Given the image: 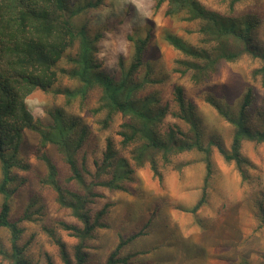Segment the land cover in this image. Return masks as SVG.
<instances>
[{
  "label": "rangeland",
  "instance_id": "rangeland-1",
  "mask_svg": "<svg viewBox=\"0 0 264 264\" xmlns=\"http://www.w3.org/2000/svg\"><path fill=\"white\" fill-rule=\"evenodd\" d=\"M200 1L221 13L252 18L255 21L253 42L259 47L264 46V0H241L234 7L236 14L229 9L227 0ZM66 2L72 10L67 16L75 27L83 26L91 35L99 34L93 58L99 64L98 70L114 79L125 76L134 62V44L128 36H149L144 59L151 69L144 64L130 75L133 82L140 85L136 97L154 99L157 108L168 105L159 124L161 132L172 127L176 137H194L191 124L177 114L179 107L174 87L181 85L186 104L190 102L194 106L193 117L200 141L203 146L211 147L208 157L214 171L207 189V204L192 213L189 208L201 192L205 152L191 150L173 156L174 164L187 162L181 170L158 161L161 180L148 166L138 169L134 181H125L123 189L113 194L108 192L102 200H111L113 204L105 218L107 227L98 228L94 238L87 241V264H102L114 245L132 234L136 236L120 249L118 256H127L134 264H264V227L254 230L258 215L264 213V143L242 141L240 163L245 174L243 178L236 163L225 161L218 150V145L229 149L233 126L209 100L219 102L233 114L237 112L235 102L240 101L246 87H251L256 100L264 106L263 80L254 73L260 67V58L242 53L233 61L218 64L209 78L199 85L190 78L192 70L181 72L184 67L179 62L194 58L166 41V34L173 33L194 47H208L199 30V22H188L179 15L168 16L165 5L155 9V0H101L97 6L93 5L95 0ZM74 51L75 48L65 51L59 67L71 66L66 55H72ZM146 69L149 71L147 75ZM58 77L61 86H82L77 77L62 79L60 73ZM55 87L60 86L56 84ZM98 96L99 89L89 87L87 100L81 104L79 98L67 102L65 95L56 89L35 88L25 97V103L33 117L44 124L52 121L50 112L58 108L65 121L79 119L72 137H77L80 130L87 127L86 137H91V142L85 148L88 153L93 149L95 154H100L106 137H114L116 141L121 139L115 132L123 117L118 113L113 122L103 127L107 110L99 109L102 102ZM253 118H250L249 125L258 127L260 122L263 123L264 114ZM37 143V134L25 129L19 155L30 163V167L20 171L25 182L12 199V214L17 215L26 204L34 201V220L27 223L25 231L33 235L28 254L34 264H47V258L54 264H63L57 245L43 225L53 227L69 248L76 239L57 228V219L70 218L53 204L50 187L45 183L46 167L34 155ZM127 149L122 152L127 153ZM47 151L63 169L64 162L55 147L49 145ZM1 198L0 194V201ZM8 236L7 232L0 235L4 249L10 245Z\"/></svg>",
  "mask_w": 264,
  "mask_h": 264
},
{
  "label": "trees",
  "instance_id": "trees-1",
  "mask_svg": "<svg viewBox=\"0 0 264 264\" xmlns=\"http://www.w3.org/2000/svg\"><path fill=\"white\" fill-rule=\"evenodd\" d=\"M239 1L227 0L234 14V7ZM100 2L95 0L93 5L97 6ZM163 5L166 15H179L188 22L201 24L199 30L208 47H194L176 34H166V41L176 50L194 58L179 61L184 67L181 72L192 70L190 78L193 83L200 85L218 64L233 61L242 53H250L260 58V67L254 73L262 78L264 84V46L259 47L253 42L255 21L252 18L218 12L200 0H155V9ZM70 10L66 0H0V194L3 197L0 201V235L7 232L10 240L8 249L0 244V264H34L27 249L33 235L25 233L27 223L34 220V201L26 204L17 215L12 214V199L25 182L20 171L30 167V163L19 155L25 129L38 136L34 155L46 167L45 183L50 187L53 204L70 218L57 219V228L76 239L69 248L56 235L53 227L42 222L44 230L57 245L63 264H87V241L94 238L98 228L107 227L105 218L113 204L111 200H102L108 192L113 194L123 189L125 181H134L133 177L140 168L148 166L161 180V164L158 161L181 170L187 162L174 164L173 156L191 150L205 152L201 192L189 211L195 213L207 204V189L214 175L208 157L211 147L203 146L200 141L193 117L194 106L190 102L186 104L183 87L178 84L174 87L179 107L177 114L191 124L194 137H176L172 127L167 132H161L159 124L168 105L157 108L154 99L136 97L140 85L133 82L134 78L130 75L144 64L151 69L144 59L149 36H128L134 44V62L125 76L114 79L98 70L99 64L94 61L93 52L99 34L91 35L85 27H75L67 16ZM68 48H75L72 55H66V61L71 66L59 67V61ZM59 73L62 79L77 77L82 86H61ZM148 73L146 69L145 74ZM56 84L60 87H55ZM93 86L99 89L97 99L102 102L99 109L107 110L103 127L113 122L118 113L123 117L115 132L121 139L116 141L114 137H106L100 154H95L93 149L88 153L85 148L91 142V137H86L87 127L82 128L77 137H72L79 119L65 121L63 112L58 108L50 112L52 121L44 124L33 117L25 103V97L35 88H40L44 91L56 89L65 95L67 102L79 98L78 101L83 104L87 100L88 88ZM256 98L252 88L246 87L240 101L235 102L237 112L233 114L219 102L209 99L219 114L233 126L229 149L218 145V150L225 161L236 163L243 178L245 174L240 163L242 141L264 143V120L258 127L249 125L251 117L259 118L264 114V106ZM49 145H53L60 154L63 169L47 151ZM126 148H129L127 153H123ZM261 227H264V213L258 215L254 230ZM135 236L121 238L102 264H134L127 256L119 257L118 252ZM262 257L264 263V255ZM47 264L54 263L47 258Z\"/></svg>",
  "mask_w": 264,
  "mask_h": 264
}]
</instances>
